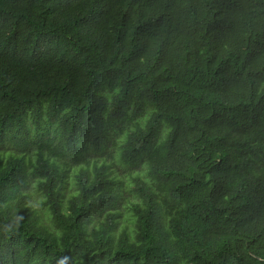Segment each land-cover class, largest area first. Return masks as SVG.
I'll return each instance as SVG.
<instances>
[{
  "label": "trees",
  "instance_id": "16d2710c",
  "mask_svg": "<svg viewBox=\"0 0 264 264\" xmlns=\"http://www.w3.org/2000/svg\"><path fill=\"white\" fill-rule=\"evenodd\" d=\"M61 262L264 264V0H0V264Z\"/></svg>",
  "mask_w": 264,
  "mask_h": 264
},
{
  "label": "rangeland",
  "instance_id": "374dc122",
  "mask_svg": "<svg viewBox=\"0 0 264 264\" xmlns=\"http://www.w3.org/2000/svg\"><path fill=\"white\" fill-rule=\"evenodd\" d=\"M163 134L164 132H162L160 136H162ZM113 144H115V142L110 141L106 145V152L102 153L101 155L106 156L107 152L109 151H111V153L115 155L116 151L115 148L113 147L114 146ZM111 159L112 158L109 157V160ZM115 161H116V165H114L113 167L117 170L118 173L117 176L119 177L120 175L121 180L124 181V185L122 189L124 192V196L121 197L118 205V209L115 211L118 214L116 233L117 235H119L121 232H123V230H127L131 236H134L135 223H134L132 206L137 199L132 191L133 180L131 179V177L136 175V173L139 171V166L129 167L128 165H123V163H121L118 158H116ZM140 168L143 170V166H141ZM71 180H72V176H70V181ZM27 191L31 195L34 208L40 211V214L42 215V221L45 224L49 225L51 228H54L48 209L41 204L43 200L42 195L36 189L35 184H31L29 187H27ZM98 219H96L95 223H98L99 221L105 222V220H107V217L105 215L100 218L98 217Z\"/></svg>",
  "mask_w": 264,
  "mask_h": 264
},
{
  "label": "clouds",
  "instance_id": "9594fccd",
  "mask_svg": "<svg viewBox=\"0 0 264 264\" xmlns=\"http://www.w3.org/2000/svg\"><path fill=\"white\" fill-rule=\"evenodd\" d=\"M61 264H63V262H61Z\"/></svg>",
  "mask_w": 264,
  "mask_h": 264
}]
</instances>
